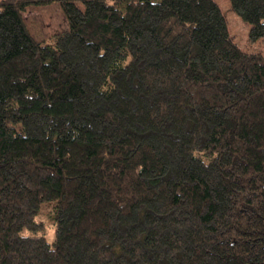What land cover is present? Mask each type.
Returning <instances> with one entry per match:
<instances>
[{
  "label": "trees",
  "instance_id": "16d2710c",
  "mask_svg": "<svg viewBox=\"0 0 264 264\" xmlns=\"http://www.w3.org/2000/svg\"><path fill=\"white\" fill-rule=\"evenodd\" d=\"M0 264H264V55L215 0H0Z\"/></svg>",
  "mask_w": 264,
  "mask_h": 264
},
{
  "label": "rangeland",
  "instance_id": "374dc122",
  "mask_svg": "<svg viewBox=\"0 0 264 264\" xmlns=\"http://www.w3.org/2000/svg\"><path fill=\"white\" fill-rule=\"evenodd\" d=\"M219 5L228 28L229 35L235 44L243 50L260 52L264 55V37L249 40L250 24L230 6L229 0H215ZM26 26L33 37L47 41L53 33L65 26V14L58 1L47 4H29L22 13ZM49 211L43 210L36 220L39 222L36 234L44 235L51 242L54 237V223Z\"/></svg>",
  "mask_w": 264,
  "mask_h": 264
}]
</instances>
